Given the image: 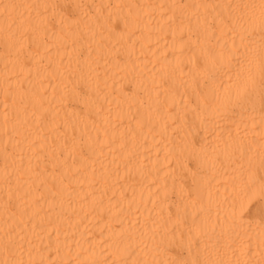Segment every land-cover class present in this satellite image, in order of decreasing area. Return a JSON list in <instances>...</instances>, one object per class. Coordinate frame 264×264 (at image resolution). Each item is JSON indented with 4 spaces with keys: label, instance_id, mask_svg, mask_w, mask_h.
<instances>
[{
    "label": "bare ground",
    "instance_id": "6f19581e",
    "mask_svg": "<svg viewBox=\"0 0 264 264\" xmlns=\"http://www.w3.org/2000/svg\"><path fill=\"white\" fill-rule=\"evenodd\" d=\"M262 4L0 0V264H264Z\"/></svg>",
    "mask_w": 264,
    "mask_h": 264
},
{
    "label": "snow or ice",
    "instance_id": "6c2138e0",
    "mask_svg": "<svg viewBox=\"0 0 264 264\" xmlns=\"http://www.w3.org/2000/svg\"><path fill=\"white\" fill-rule=\"evenodd\" d=\"M262 17H264V4H262ZM261 25H262V29H264V19H262ZM261 87L262 89H264V66H262ZM242 94L243 92H238V96ZM260 192H261L262 198H264V184L261 185Z\"/></svg>",
    "mask_w": 264,
    "mask_h": 264
}]
</instances>
